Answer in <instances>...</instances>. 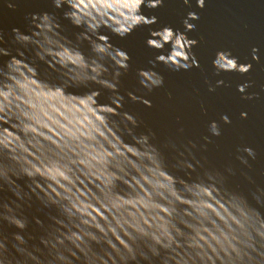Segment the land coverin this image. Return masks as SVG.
Listing matches in <instances>:
<instances>
[{
	"label": "water",
	"instance_id": "1",
	"mask_svg": "<svg viewBox=\"0 0 264 264\" xmlns=\"http://www.w3.org/2000/svg\"><path fill=\"white\" fill-rule=\"evenodd\" d=\"M144 3L0 0V264H264V0ZM191 10L192 32L182 23ZM153 15L126 38L114 31ZM165 25L169 38L148 49V27ZM192 38L199 69L149 63L190 59ZM253 46L261 59L249 73L214 74L216 50L245 63ZM137 71L165 85L148 92ZM220 78L228 86L209 92ZM246 79L251 100L236 90ZM223 113L232 123L212 136Z\"/></svg>",
	"mask_w": 264,
	"mask_h": 264
},
{
	"label": "clouds",
	"instance_id": "2",
	"mask_svg": "<svg viewBox=\"0 0 264 264\" xmlns=\"http://www.w3.org/2000/svg\"><path fill=\"white\" fill-rule=\"evenodd\" d=\"M165 0H145L144 6L150 9H156L164 6ZM183 5L192 8L193 3L192 0H183ZM206 5V0H195V6L199 9H204ZM135 7V5H134ZM158 17L153 16H140L134 19L129 26V28L125 31H121L120 29H115L114 31H117L119 33V36L121 39L128 37L134 32V28L137 25L140 26H151L158 23ZM200 19V15L198 12L191 10L188 11L187 14L183 18V26L185 30L191 29L192 31L196 30V24L191 23L190 21H198ZM15 31V30H14ZM172 27L170 25H165L163 27L158 28L157 31H153L151 27H148L147 29V36L144 40L145 46L148 49H158L162 45L157 42L155 39L156 36L163 34V40H167L169 36L171 35ZM202 39V38H201ZM176 43H179V38H177ZM200 43V40H197L195 38H192L191 44L188 48L189 56H184V59L179 61L178 63H169V61H174V56L169 55L167 59H165V56L163 54H154L152 58L149 60V63L155 68L157 65L160 64L161 61L164 62V66L170 71V72H188L192 70L193 68L199 69L201 66V61L197 57L196 53L193 51L194 46L198 45ZM176 56L181 55V52L175 51L173 49ZM224 55H229L231 59L228 61V64H225L222 62V57ZM117 57H122L123 59H118ZM112 59L115 61L116 65H119L121 68H124L126 71L129 68V64L127 61H129V53L127 51H123L120 49L116 50V55L112 57ZM261 56H260V48L258 46H253L251 48V61L240 63L239 58L235 55H233V51L231 48H221L215 51L214 57L211 59V67L214 69V74L217 77L221 76V69H227L228 71H232L235 69L234 72H238L241 75L249 73L253 69V63L252 61H255L257 63L260 62ZM239 62V68H236V65L233 63V61ZM119 71V70H117ZM136 77L138 79V83L143 88H147L148 92H151L155 88H160L165 85V76L160 73L157 79H154L151 83V85H148L145 83L143 79V72L137 71ZM222 86H228L226 83V80L223 78L217 79L215 81V84H209V92H215L217 88ZM253 86L252 81L250 80H244L242 83L237 84L236 90L241 94V98L245 100H251L258 94L255 93H249L247 90ZM127 96L131 97L133 100H136L137 97L133 95L132 91L127 92ZM124 95H120L118 99H114L113 103H118L119 100H123ZM142 103L145 105H148L149 107L152 106V103L149 102L148 99H143ZM249 118V114L247 111H241L240 112V119L247 120ZM220 121L223 122L225 125H230L232 123L231 117L227 113H223L220 115L219 121L217 120H211L208 124V130L211 133L212 136L219 137L222 134ZM205 139H209V137H205ZM238 152H243L247 154V157L255 159L257 156L256 150L251 146H241L237 149ZM242 164L248 165L249 161L248 159L240 155L237 157Z\"/></svg>",
	"mask_w": 264,
	"mask_h": 264
}]
</instances>
